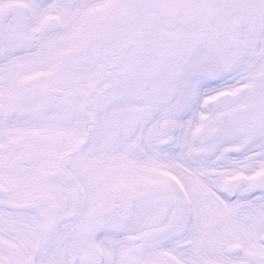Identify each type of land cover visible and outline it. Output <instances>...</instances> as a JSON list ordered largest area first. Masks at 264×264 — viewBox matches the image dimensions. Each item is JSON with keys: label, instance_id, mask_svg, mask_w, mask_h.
Listing matches in <instances>:
<instances>
[{"label": "snow or ice", "instance_id": "1", "mask_svg": "<svg viewBox=\"0 0 264 264\" xmlns=\"http://www.w3.org/2000/svg\"><path fill=\"white\" fill-rule=\"evenodd\" d=\"M0 264H264V0H0Z\"/></svg>", "mask_w": 264, "mask_h": 264}]
</instances>
